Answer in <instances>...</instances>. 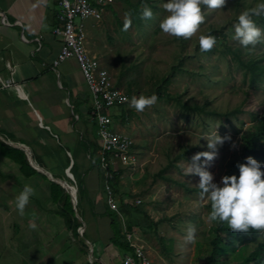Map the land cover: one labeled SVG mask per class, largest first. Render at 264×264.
Here are the masks:
<instances>
[{"label": "rangeland", "instance_id": "1", "mask_svg": "<svg viewBox=\"0 0 264 264\" xmlns=\"http://www.w3.org/2000/svg\"><path fill=\"white\" fill-rule=\"evenodd\" d=\"M127 1L129 3L125 4L123 0H113L112 10L115 14H104L99 21L87 20L89 26L87 30L91 31V36H87L85 42L97 36L99 38L97 40L106 45L105 47L99 45L98 52L101 50L104 54H115L114 57H110L114 64L108 63L113 78H116L115 75L123 66L133 64L139 72V96L145 93L151 96L153 81L168 74L173 64H178L181 60L180 66L183 70L176 69L167 86L170 94L180 93L182 100H189L190 103L204 102L207 109L224 112L239 107L242 111L236 117L230 116L227 121L211 115L197 118L192 113L186 117L172 101L157 99L153 106L145 108L144 111L135 110L140 117L129 118L131 124L129 129H127L129 123L116 129L135 140L140 155L135 154L137 162L131 176H143L136 182L130 176L129 163L122 166L120 161V164H117L119 168L124 167L121 171L125 179L129 176L126 184L128 191L125 189V192L119 194L118 203L131 201L134 194L148 192L145 197L140 196L142 200L140 204L153 221L162 217L169 218L159 225V231L164 234V244L172 243V253L168 257L161 250L158 241L160 239L149 230L144 231L146 233L144 234L136 226L132 227L131 233L125 231L130 243L141 246L152 264H205L212 252L208 242L214 237L213 227L217 224L207 219L209 201L206 198L202 199L199 192L186 193L180 185L159 177L154 180L153 174L172 162L177 154L185 152L186 155L178 157V161H174L166 171L168 175L178 173L179 178L197 186L199 177L193 174L186 175L185 169L198 150L211 151L207 147V141L201 137L217 130L220 136L231 137L230 140L226 139L223 145H217V156L207 165V170L213 174L214 182L221 185V177L227 169L229 158L233 154H238L242 148L240 135L255 121L256 113L262 114L264 110V75L259 77L257 84L250 85L245 69L237 64L231 53L225 55L223 52L227 46L231 49L239 47L243 59L254 57L264 64V36L255 46L250 45L247 48L234 39L236 17L259 0H239L244 3V8L237 0H227L223 9L215 11L203 9L205 22L199 31L183 44L159 31L160 20L166 14H163V9L157 12L159 15L157 18L153 14L152 19H139L141 32L137 33L136 25L133 23L138 19L133 17L135 3L133 0ZM163 2L166 3L167 0H161L162 6ZM129 13L130 17L127 15ZM128 18L131 19L133 26L125 31L123 23ZM92 24L94 26H90ZM210 24H214L218 29L223 28L224 43L221 44L222 40L219 41L223 36H219L216 38L215 50L208 52H201L200 48L196 50L199 36L207 34ZM258 27L262 29L261 26ZM129 38H134V44H129ZM110 48L112 50L106 52V49ZM127 107L129 104L125 105V108ZM114 108L116 106L108 111L111 117H114L112 116L116 111ZM233 142L236 144L235 148L231 147ZM201 163L203 164V158ZM33 180L35 178L20 181L18 188L16 185L3 184L4 180L0 178L3 191L12 192L9 196L3 195V200L0 201V264H84L85 256L82 252L79 254V246H83L80 242L86 243L85 238L82 237L80 240L73 238L70 230L67 231L65 226L56 223L57 219L61 220L59 216L48 215L51 214L49 211L47 214L42 210L51 202L46 194L47 184L39 183L37 180L34 183ZM25 184L32 186L35 194L31 196L24 215L21 216L16 209L15 198ZM12 195L13 198L10 197ZM56 205H60L58 201ZM13 206L15 211L10 213ZM33 220L37 224L36 229L29 227V222ZM199 220L201 223H197ZM16 223L19 227L14 225ZM189 225L196 228L195 240L191 243L185 241ZM221 236L225 241L228 240L226 233H221ZM103 238L105 235L100 236L98 243L102 244ZM93 244L95 247L99 245ZM240 248H236V252L231 256H237ZM84 249L87 250V247ZM216 258L219 260L220 256L216 254ZM87 261L90 264L91 262L100 264L92 253L88 255L85 264Z\"/></svg>", "mask_w": 264, "mask_h": 264}, {"label": "crops", "instance_id": "2", "mask_svg": "<svg viewBox=\"0 0 264 264\" xmlns=\"http://www.w3.org/2000/svg\"><path fill=\"white\" fill-rule=\"evenodd\" d=\"M57 11V0H0V141L8 146L7 141L24 144L38 165L54 178L72 186L68 193L74 216L81 223L79 235L72 237L80 240L83 234L86 236V243L80 242L83 246H79V254L82 252L85 256L83 259L86 261L92 248V254L100 264H122L123 252L109 242L111 229L104 191V170L97 162V154L99 161L101 156L97 124L90 116L92 96L76 60L69 58L51 68L62 43V37L54 33V29L60 26ZM107 13H111V9L107 8L104 14ZM88 27L86 22V38L91 36ZM97 39L96 36L86 41V49L112 76L109 64H114L110 57L115 54L98 52L99 45H106ZM109 50L112 48L106 49V52ZM5 80H10V84L4 85ZM120 87L126 93L125 85ZM114 109L116 111L112 116L120 112V107ZM128 123L114 121L113 128L116 131L118 126L122 128ZM136 146L134 151L139 156ZM123 168L118 167L120 176L114 188L117 199L122 191H128L126 184L129 176L125 179L121 171ZM42 175L45 174L40 171L23 175L18 164L3 154L0 148V178L4 180L3 184L18 187L20 181L35 178L34 183L37 180L47 184L46 194L51 201L50 184ZM142 177L132 179L136 181ZM1 186L2 181L0 201L3 195L12 194L11 191H3ZM64 191L67 190L64 188ZM55 209V204L48 202L42 210L57 217ZM12 211H15L14 206L10 213ZM56 223L63 225L59 219ZM14 225L18 226V223ZM104 235L103 243H98L100 236ZM93 243L99 245L95 247Z\"/></svg>", "mask_w": 264, "mask_h": 264}, {"label": "trees", "instance_id": "3", "mask_svg": "<svg viewBox=\"0 0 264 264\" xmlns=\"http://www.w3.org/2000/svg\"><path fill=\"white\" fill-rule=\"evenodd\" d=\"M124 3H129L127 0ZM160 0H138L135 3V10H133V17L137 19L133 21L136 25V32L140 34L141 32V22L139 21V13L140 10L147 5L151 8L154 15H157L163 6L159 4ZM164 3V2H163ZM237 3L242 5L244 8V3L237 0ZM253 7L249 5L245 10ZM107 8L111 9V13L115 12L112 10V4H109ZM161 13V12H160ZM165 10L163 9V14ZM116 17V15H113ZM159 16V15H157ZM239 16V15H238ZM236 17V20L238 19ZM133 19V18H132ZM257 26H261L264 30V16L260 17H253ZM120 21V20H119ZM124 24V23H123ZM131 26L133 24L131 23ZM130 26V27H131ZM160 30V28H159ZM223 28L218 29L214 24H210L208 28L207 34L213 35L215 38L219 36H223ZM132 32H129L131 34ZM205 34V35H207ZM137 36V34H136ZM225 36V35H224ZM224 36L219 40L224 43ZM175 40L181 42L182 44L187 39L183 38H176ZM133 41V38H129V43ZM218 41V42H219ZM134 43V41H133ZM217 43V39H216ZM199 48V43L196 45V50ZM212 50H215V46ZM211 50V51H212ZM225 55L227 53H231L233 55V59L237 62L238 65L242 66L245 71L248 73L249 77V84L255 85L259 81V77L264 75V64L260 63V59H255L254 57H248L243 59L241 57V51L239 47L236 48H225L223 50ZM181 60H179L178 64H173L172 69L169 71L168 74L162 75L157 77L153 81V90L150 93L153 95L155 94L158 97V100L162 99L163 101L169 102L172 101L174 106L179 108L180 113L182 115L189 117L190 114H194L195 117H220L223 120H229L230 116L236 117L238 113L242 111L239 107H235L224 112L218 110H212L206 108V103H197V102H189V100H182L181 94H170L167 91V86L171 81V77L174 74V71L183 70L180 66ZM138 70L135 69V66L132 64L123 66L116 76L115 85L116 86H123L125 85V91L128 96L127 101L118 105L120 107V112L113 117L114 121L117 123L122 124L127 122L129 118H139V114L135 113V109L130 106V100L132 96H139V85H138ZM145 96H148V93H145ZM129 104V107L125 108V105ZM133 108V109H132ZM240 140L242 142V148L238 152V154H233L228 162H227V169L224 175H233L235 174L237 177L239 176V168L237 167L238 163L245 162V158L248 156H252L256 160H258L262 165V170H264V110L262 114L256 113L255 121L249 125L245 131L240 135ZM136 145V144H135ZM0 148L2 153L9 157L12 161L18 164L21 173L25 176L36 174L37 171L31 167L29 162L26 160L25 152L10 147L5 143L0 141ZM200 152V150H198ZM184 153H179L171 160L172 162L168 163L166 166L160 168L157 172L153 174L154 180L159 177L164 179L165 181L174 183L176 185H180L186 193L188 192H200L198 186L190 185L186 180L179 178L178 173H172L168 175L166 171L168 167L173 165L174 161H178V157L185 156ZM97 162L99 161V156L97 154ZM188 159V158H187ZM192 162V159L190 160ZM178 168V165L176 164ZM109 170L112 173V178L110 183L115 186L117 185L118 177L120 176V171L112 170L111 167ZM44 178L47 179L45 175H42ZM49 180V179H47ZM50 182V199L51 202L54 204L58 201L61 202L60 205H56L55 213L57 216H60L61 223L67 230H71L72 235L78 236L79 235V228H81L80 221L75 218L74 216V207L70 201V195L68 191H64V188L59 184L49 180ZM220 186H223L222 184ZM148 195V192H143L141 194H134V198H143ZM141 199V198H140ZM108 216L110 219V229L111 235L109 238V242H112L115 246H117L123 254H129L133 251V248L130 247V240L127 238L125 231L131 233L132 227H138L143 233L146 230L151 231L158 239L161 250L170 257L172 253V243L164 244V234L159 231V225L162 222H165L169 218H160L158 220L153 221L149 218L146 210L143 209L140 203L135 202H120L119 211L121 216L115 211L108 207ZM207 210L208 213L210 211V202L207 203ZM125 218V219H124ZM197 223H201L199 220ZM214 237L211 238L210 242H208L211 251L207 260L206 264H264V237L260 232L250 231L243 235L239 232H233L230 229L224 228V223H217L213 227ZM222 232H226L228 236V240L225 241L221 236ZM146 234V233H144ZM83 237L86 236L83 234ZM241 247L237 256H231L232 253L236 252V248ZM84 252V251H83ZM86 253V252H85ZM216 254L220 256V259L217 260ZM240 258V260H239ZM196 259H200V257H196ZM237 261H236V260ZM218 261V262H217ZM86 264H90L86 262ZM92 264V263H91Z\"/></svg>", "mask_w": 264, "mask_h": 264}, {"label": "clouds", "instance_id": "4", "mask_svg": "<svg viewBox=\"0 0 264 264\" xmlns=\"http://www.w3.org/2000/svg\"><path fill=\"white\" fill-rule=\"evenodd\" d=\"M226 3L227 0H167V2L163 4V9L166 14L160 20L159 28L168 36L190 39L199 31L200 26L205 22L203 9L212 11L223 9ZM111 4H113V2ZM127 15L130 17L131 13ZM260 16H264V0H259L253 7L239 14L237 23L234 25V39L238 40L241 46L247 48L250 45L255 46L261 41V37L264 36V31L257 26L253 19V17ZM152 17L153 12L151 8L145 5L140 10L139 18L141 20H149L152 19ZM154 17L157 18L159 16L154 15ZM130 26L131 19L128 18L124 22V30L126 31ZM133 41L131 42L132 44H134ZM136 42L137 41H135V43ZM198 42L200 51L208 52L216 45V38L211 34H201ZM157 99L158 97L155 94L151 96L134 95L131 97L130 106L136 111L142 112L145 108L153 106L157 102ZM116 107H118V105ZM201 138L207 141V147L211 149V151H202L194 154L192 162L188 164V167L185 169V174H193L199 177V181L196 184L200 190L199 195L202 199L206 198L210 202V211L207 217L208 221L224 223L225 230L230 229L233 232H239L243 235L250 231H256L260 232L264 237V170H262L261 163L252 156L246 157L245 162L238 163L237 165L239 168V176L237 177L235 174L222 176L221 184L223 186H220L214 182L213 174L207 170V165L216 158L218 152L217 145H223L225 140H230L231 137H222L218 134L217 130H215L212 133L205 134ZM134 147L135 141L131 149L133 155L136 154L134 152ZM231 147H236L235 142L232 143ZM201 158H203V164L201 163ZM136 162L137 159L134 163L129 162V164L121 162V165L124 166L128 164L129 169L134 171ZM117 164H120V162L117 161L114 167L109 164L108 171L111 173L109 170L110 167L112 170L118 171ZM110 180L111 179H109V183ZM110 186L114 192L115 189L111 183ZM34 194L35 189L25 184L23 189L16 196V209L21 216L24 215L25 208L31 196ZM114 197L118 207L115 211L120 215V203H118L115 192ZM137 200H139V202ZM132 201L141 203L142 200L140 198H132L131 201L127 202ZM29 227L31 229L37 228V224L34 220L29 222ZM195 234V226L189 225L185 241L187 243L193 242L195 240ZM132 253L133 251L129 254Z\"/></svg>", "mask_w": 264, "mask_h": 264}, {"label": "built area", "instance_id": "5", "mask_svg": "<svg viewBox=\"0 0 264 264\" xmlns=\"http://www.w3.org/2000/svg\"><path fill=\"white\" fill-rule=\"evenodd\" d=\"M112 2L113 0H57V18L60 26L54 29V33L62 37V43L51 68H56L69 58L78 63L92 96L90 116L97 124L106 202L110 209L117 210L114 192L109 183L112 176L108 166L111 164L114 167L117 161L134 163L136 158L131 152L133 139L115 131L108 110L127 101L128 96L114 84L108 71L100 66L98 59L91 55L85 46L87 20H100ZM9 84L10 80L4 81V85ZM130 246L133 247V253L124 255L122 264H151L141 246L133 243H130Z\"/></svg>", "mask_w": 264, "mask_h": 264}, {"label": "water", "instance_id": "6", "mask_svg": "<svg viewBox=\"0 0 264 264\" xmlns=\"http://www.w3.org/2000/svg\"><path fill=\"white\" fill-rule=\"evenodd\" d=\"M7 143L10 145V146H13L17 149H20L22 151L25 152L26 154V158L28 159L30 165L36 169L37 171H40L42 173H44L50 180L56 182V183H59L61 184L66 190H68L69 188H72V186H69L68 184H66L65 182L61 181L60 179H57V178H54L53 176H51L43 167H41L40 165H38L34 159H33V156L32 154L30 153V150L27 146H25L24 144H19V143H12V142H9L7 141ZM71 194V193H70ZM73 198V196H71ZM91 250L92 248L89 249V254H91ZM91 262V261H90ZM92 263V262H91Z\"/></svg>", "mask_w": 264, "mask_h": 264}]
</instances>
